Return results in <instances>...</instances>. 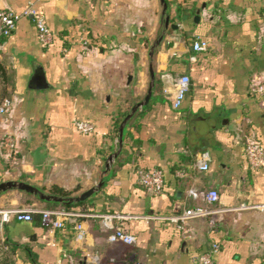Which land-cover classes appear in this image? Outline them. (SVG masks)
I'll return each mask as SVG.
<instances>
[{"label":"crops","instance_id":"0c3cea01","mask_svg":"<svg viewBox=\"0 0 264 264\" xmlns=\"http://www.w3.org/2000/svg\"><path fill=\"white\" fill-rule=\"evenodd\" d=\"M28 3L55 36L41 45L25 16L0 40V97L5 87L11 103V120L0 121V181L87 190L119 146V122L147 93L150 63L155 83L126 123L102 186L63 228L12 215L0 224L11 264H196L212 241L221 245L213 264L264 262V164L250 166L245 154L247 139L264 144V95L249 87L264 75V0H168L167 27L160 0H0V7ZM198 36L210 41L206 50H193ZM39 68L41 87L31 84ZM183 72L190 88L175 108L172 80ZM77 119L92 121L94 130L77 131ZM204 150L208 169L194 165ZM140 167L164 170L162 191L138 183ZM212 187L219 199L208 203ZM39 198L11 188L0 193V210L32 208L34 216L47 208ZM194 205L215 212L184 226L160 218ZM119 224L136 235L134 243L108 239Z\"/></svg>","mask_w":264,"mask_h":264},{"label":"built area","instance_id":"2783aa9c","mask_svg":"<svg viewBox=\"0 0 264 264\" xmlns=\"http://www.w3.org/2000/svg\"><path fill=\"white\" fill-rule=\"evenodd\" d=\"M31 17L37 30L38 40L43 46H48L54 42V32L47 24L46 16L41 11L36 9L32 3L26 4L22 9L15 10L11 8L0 7V40L8 36L14 28L16 21L22 17ZM1 42V41H0ZM210 41L202 36L196 37L192 48L194 51H203L209 47ZM86 47V42L83 45ZM250 91L255 94L264 95V75L256 74L252 77L249 83ZM190 88V77L188 73H179L172 80L171 91V104L177 108L180 106L182 99L186 96ZM11 103L7 99L0 102V121H6L10 119ZM73 127L79 131L87 134L94 130V124L90 120L77 119L73 123ZM5 145L9 148L8 151L16 149L17 145L14 137L11 134H5L3 137ZM245 154L250 166L261 167L264 164V144L260 139L249 138L247 139ZM210 154L207 150L201 151L194 160V165L201 169H208ZM137 181L138 183L145 185L155 192H160L164 188V170L162 168H142L138 170ZM206 201L208 203L217 201L219 199V192L215 187L210 188L206 192ZM32 208H12L10 210H0V224L3 225L5 220H8L12 215L18 220H31ZM41 213L42 222L47 226H55L63 228L65 225L64 219L69 216L77 215L78 213L69 209L59 208H41L38 210ZM215 210L203 205H194L193 207H185L182 211L176 214L167 215V217L160 216L163 219H169L177 222L180 226H184L187 221L196 217H204L214 213ZM214 221L213 218H211ZM76 236L82 238L84 235V229L82 222L76 223ZM108 239L112 242L120 240L125 243H134L136 241V235L128 232L124 229L122 224L115 225L113 230L108 233ZM210 246L205 250L198 252L194 256L196 264H213V256L218 253L221 245L212 241ZM261 264H264L262 262Z\"/></svg>","mask_w":264,"mask_h":264},{"label":"water","instance_id":"95a60500","mask_svg":"<svg viewBox=\"0 0 264 264\" xmlns=\"http://www.w3.org/2000/svg\"><path fill=\"white\" fill-rule=\"evenodd\" d=\"M161 5H162V12L164 17V25L165 27H167L168 23H169V17L170 14L167 11V1L166 0H160ZM199 17V14L196 15L195 18ZM171 26H173L174 28H176L178 25L175 23H172ZM159 38L153 42V44L150 45L149 48V54L152 55L154 47L159 44L161 42V40L163 39V35H159ZM150 70H149V82H148V87H147V93L146 95L138 100V102L136 101L135 103L132 104L130 110L127 112V114L125 115V117L122 119L121 122H119L118 125V135H117V142L119 143V146L116 150H114L112 153H110L106 159H105V163H104V170H103V174L101 175V179L100 181H98L96 184L92 185L91 187H89L87 190H83L78 194H71V195H62L60 196L59 194L56 193H52L46 190H43L42 188H40L39 186H34L32 183L27 182L25 180H15V179H9V180H2L0 181V193L2 191L5 190H10L11 188H16V189H20V190H25L29 193H32L34 196H38L41 199H45V200H52V201H58L59 203L62 202H73V201H82V200H87L89 196H91V194L93 192H95L96 190H98L101 186H102V179H103V175H105V173H107L110 170V166L112 165L113 159L114 157L119 153V151L121 150L122 146H123V133H124V128L126 123L131 119L132 115L134 114V112L136 110H138V108L144 104H146L150 97L153 94V86L155 83V72H154V66L153 63H150ZM42 69H37L32 77V82L31 84H33V86H38L41 87L45 84L44 82V75L43 72L41 71Z\"/></svg>","mask_w":264,"mask_h":264},{"label":"trees","instance_id":"16d2710c","mask_svg":"<svg viewBox=\"0 0 264 264\" xmlns=\"http://www.w3.org/2000/svg\"><path fill=\"white\" fill-rule=\"evenodd\" d=\"M3 75H2V78H3ZM4 99H7V101H8V96H7L5 87L2 90L0 102L3 101ZM50 191L52 193L59 194L60 196L72 194L71 189H65L63 187L61 188V187H59V185H56V184L51 186ZM40 200L45 202L47 208L59 207L60 209L65 208V209H69V210H78L80 208H84V207H86V204L88 203V200H86V199L82 200V201L62 202V203H59L58 201L45 200V199H40ZM32 218H35V219L38 218V219H40V221H42L41 213H36V214H34V216L32 213ZM7 245H8L7 241L0 243V264H11V262H10L11 252L9 251V249H7L8 248Z\"/></svg>","mask_w":264,"mask_h":264}]
</instances>
